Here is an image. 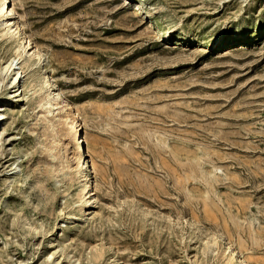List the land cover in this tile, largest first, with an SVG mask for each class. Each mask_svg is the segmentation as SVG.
Segmentation results:
<instances>
[{
	"label": "rangeland",
	"instance_id": "obj_1",
	"mask_svg": "<svg viewBox=\"0 0 264 264\" xmlns=\"http://www.w3.org/2000/svg\"><path fill=\"white\" fill-rule=\"evenodd\" d=\"M12 2L40 59L14 101L0 25V264H264V0Z\"/></svg>",
	"mask_w": 264,
	"mask_h": 264
},
{
	"label": "bare ground",
	"instance_id": "obj_2",
	"mask_svg": "<svg viewBox=\"0 0 264 264\" xmlns=\"http://www.w3.org/2000/svg\"><path fill=\"white\" fill-rule=\"evenodd\" d=\"M14 14H15V8H14V3L12 2V0H0V25L3 26L2 29H5V31L1 35H8L9 37L14 36L15 37L14 40L16 42V48L14 49L12 55L3 62L2 67H1V72L4 73V75H5L4 86L6 87V89L10 90L13 93L12 99L14 101L18 102V101L24 100L23 99L24 90H23V87H22V84L20 81V79L22 78V72L23 71H22V67H21L22 65H20V66L18 65L19 64L18 60H19L20 56H22L23 54L28 56L27 58L32 59L31 57L34 58L36 56V58L38 59L39 54H38V51L36 50V48L31 50V48L33 46L32 47L30 46V41L28 40L27 36L21 30L18 23L13 21ZM218 43H223L222 45H225V44H227V40H220ZM11 47H13V46H11ZM39 59H40V57H39ZM44 78H45V76H44ZM1 82L3 83V79H2V81L0 80V84H1ZM50 90L47 89L44 97L42 96L41 98H43L46 101L45 103H47L48 106L52 107V105L55 103V102H53L54 93L51 92ZM4 95L5 94L0 95V104L4 100ZM40 101H42V99ZM48 112H50V111L48 110ZM45 116H48V115H45ZM73 116H74V114H73ZM64 117H65V115H64ZM68 117H70V116H68ZM3 118H4V113L0 111V122ZM50 118H52V117H50ZM45 120H46V118L44 119V121ZM49 120L51 122V119H49ZM50 122H48V123H50ZM66 123H67V125H66L67 128H64V130L67 129V131H65V132H67L66 134L68 136V141L72 145L73 156H74V159L76 162V166H75L76 175H77V178L79 179V181L81 182L80 201L83 205H88V202H90V198L92 197L93 193L91 192L92 188L90 187L91 186V174L92 173H91L90 161L88 159V154H87V146H86L85 141L82 139V132L80 130V124L78 123L76 118L70 117L66 121ZM46 125H47V123H46ZM55 125L53 123V120L49 124L52 136H54V134H55V136H57L56 134L59 135L58 132H59L60 126L58 125V128L56 126L57 129L55 130L54 129ZM60 125H61L60 130H63L62 129L63 124H60ZM47 127H48V125H47ZM43 130H45V128ZM46 131H50V130L47 128L45 130V132ZM60 132L62 133V131H60ZM47 133L50 134V132H47ZM47 133H46V135H48ZM43 135H45V134L43 133ZM51 135H50V138L52 137ZM51 144H52V142H51ZM46 146H49L48 148L46 147L47 151L52 150V147H50V145H46ZM62 174H64V172ZM215 238H213V239H215ZM226 250L229 252V257H230L229 259H233L235 257L234 255H236V252H238V251H235L229 243H226ZM240 260L244 261L242 259H240Z\"/></svg>",
	"mask_w": 264,
	"mask_h": 264
}]
</instances>
